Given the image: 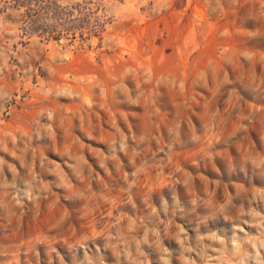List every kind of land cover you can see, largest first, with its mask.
Returning <instances> with one entry per match:
<instances>
[{
	"label": "rangeland",
	"instance_id": "374dc122",
	"mask_svg": "<svg viewBox=\"0 0 264 264\" xmlns=\"http://www.w3.org/2000/svg\"><path fill=\"white\" fill-rule=\"evenodd\" d=\"M0 264H264V0H0Z\"/></svg>",
	"mask_w": 264,
	"mask_h": 264
}]
</instances>
